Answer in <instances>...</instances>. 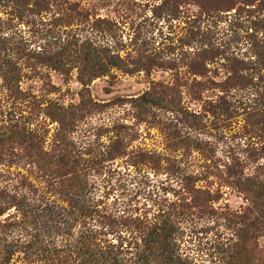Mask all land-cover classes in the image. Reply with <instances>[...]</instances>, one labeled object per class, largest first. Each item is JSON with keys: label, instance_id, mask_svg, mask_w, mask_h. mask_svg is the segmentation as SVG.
Segmentation results:
<instances>
[{"label": "rangeland", "instance_id": "374dc122", "mask_svg": "<svg viewBox=\"0 0 264 264\" xmlns=\"http://www.w3.org/2000/svg\"><path fill=\"white\" fill-rule=\"evenodd\" d=\"M34 1L0 0V128L6 137L13 136L0 151L15 155L4 157L0 167L28 174L18 157L29 151L22 132L36 133L43 150L54 151L61 139L58 113L72 110L68 137L83 159H93L94 150H105L115 136L123 139L130 155L142 150L158 156L157 163L137 167L127 165V158L109 162L105 157L104 170L115 172L91 173L90 181L102 187L92 196L107 191L109 207L117 198L142 207L156 195L173 199L169 189L180 187L179 175H198V188L219 191L213 206L222 215L182 225L179 255L188 264H264V200L253 204L255 193L264 195V103H250L264 91V69L250 66L256 14L237 4V12L205 15L193 0H52L41 7L33 6ZM68 41L74 43L71 54L82 53L90 43L135 70L110 68L106 76L82 85L75 63L63 73L39 62L38 56L53 54ZM201 51L215 56L208 60L211 55H206L205 78L194 76L187 66ZM228 58L248 63L259 89L223 94L207 85L199 96L189 93L194 78L224 81ZM151 62L155 65L149 66ZM148 92L152 95L144 98ZM219 97L227 103L217 102ZM227 171L251 185L230 184ZM253 205L257 214L249 220L236 217ZM1 221L7 222L0 227L3 261L15 248L13 239L23 234L28 240L36 230L20 217Z\"/></svg>", "mask_w": 264, "mask_h": 264}, {"label": "trees", "instance_id": "16d2710c", "mask_svg": "<svg viewBox=\"0 0 264 264\" xmlns=\"http://www.w3.org/2000/svg\"><path fill=\"white\" fill-rule=\"evenodd\" d=\"M51 2L52 0H35L33 6L50 5ZM193 2L205 15H220L234 9L237 12V4L244 12L249 13L252 10L256 15L253 16L250 38L254 62H251L250 66L264 69V0ZM62 3L67 4L65 1ZM73 44L68 41L59 51L38 56L39 62L63 73H69L76 68L78 80L82 85L106 76L110 68L125 70L126 73H133L135 70L127 69L124 60L118 55L110 57L109 50L105 47L98 49L90 43H87L88 46L83 48L82 53L75 51L71 54L70 47ZM208 53L211 55L208 60H212L214 53L201 51L196 54L197 59L187 65L194 76L207 77L205 61ZM72 63L76 64L73 68L69 65ZM153 65L154 62L149 64ZM142 67L144 66H140ZM227 69L229 75L222 82L211 79L201 82L194 78L188 87L189 93L194 97L199 96L207 85L216 87L223 94L232 89H259L248 72V63L228 58ZM186 85L187 83L183 86ZM144 95V98H147L152 93ZM218 100L219 103H227L224 97H219ZM250 101L264 103V91L258 92ZM60 110L58 116L61 118L58 122L61 139L55 146L58 149L45 151L39 135L25 132L29 135L25 136L22 132V141L27 139L29 151L18 157L24 166L29 168L28 174H15L0 167V227L5 226L6 221L20 217L32 222L36 230L28 240L23 239V234L13 239L11 247L15 248L8 252V256L1 260L0 264H10L12 260L23 264H188V259H183L177 251L184 234L181 226H191L197 218L201 220L205 216L222 215L218 214L213 206L220 200L219 191L215 193L210 189L198 188L196 184L201 180L198 175H179L180 187L169 189L173 199L166 195H156L155 199H150L151 205L142 204L140 207L131 204L132 200L127 203L117 198L114 199L113 206L109 207L107 191L98 197L92 196V192L101 190L102 187L99 186L98 189L97 185L90 181L91 173L101 174L104 170L102 163L106 160L112 162L117 158H127V165L137 167L157 163L158 156L142 150L130 155L123 139L115 136L109 140L105 150H94L93 159H83L68 137L72 122L67 120V117L74 118L75 112ZM5 137L6 131L0 128V146L13 136H7L6 139ZM11 155L15 156L13 153L5 154L0 151V165L3 164L4 157L10 158ZM104 171V175L115 172L111 168ZM226 174L228 178H233L230 184L234 186L245 188L252 183L241 176L234 178L229 171ZM7 181L9 183L2 186L3 182ZM11 183L13 184L10 185ZM246 190L252 192V189ZM254 197L253 204L258 205L257 198L264 200V195L258 193H255ZM255 208L257 209L256 206ZM245 212V215L238 214L236 217L247 221L253 213L257 214L254 205ZM2 217L6 223H2Z\"/></svg>", "mask_w": 264, "mask_h": 264}]
</instances>
